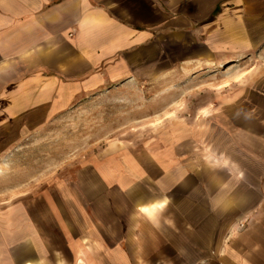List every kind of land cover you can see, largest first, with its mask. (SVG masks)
Segmentation results:
<instances>
[{
    "label": "crops",
    "instance_id": "obj_1",
    "mask_svg": "<svg viewBox=\"0 0 264 264\" xmlns=\"http://www.w3.org/2000/svg\"><path fill=\"white\" fill-rule=\"evenodd\" d=\"M188 86L80 194L1 193L0 264H264V0H0V154L77 100Z\"/></svg>",
    "mask_w": 264,
    "mask_h": 264
},
{
    "label": "rangeland",
    "instance_id": "obj_2",
    "mask_svg": "<svg viewBox=\"0 0 264 264\" xmlns=\"http://www.w3.org/2000/svg\"><path fill=\"white\" fill-rule=\"evenodd\" d=\"M192 93L190 86L168 91L112 89L90 96L82 104L77 100L68 112L40 131L20 138V147L14 152L0 154V163L8 161L11 166L5 171L0 169V194L9 192L10 204L18 197L25 198L19 201L25 205L33 203V198L42 199L30 208H46L51 199L56 201L68 188L80 194L77 172L84 162L116 146L144 144L159 131L167 116L191 107ZM166 100L174 102L163 104ZM176 100L187 101L177 105Z\"/></svg>",
    "mask_w": 264,
    "mask_h": 264
},
{
    "label": "built area",
    "instance_id": "obj_3",
    "mask_svg": "<svg viewBox=\"0 0 264 264\" xmlns=\"http://www.w3.org/2000/svg\"><path fill=\"white\" fill-rule=\"evenodd\" d=\"M244 225H241V227H243Z\"/></svg>",
    "mask_w": 264,
    "mask_h": 264
}]
</instances>
